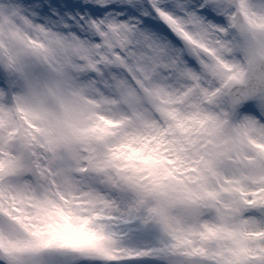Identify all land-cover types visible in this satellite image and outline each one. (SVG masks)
<instances>
[{
	"label": "snow or ice",
	"instance_id": "6c2138e0",
	"mask_svg": "<svg viewBox=\"0 0 264 264\" xmlns=\"http://www.w3.org/2000/svg\"><path fill=\"white\" fill-rule=\"evenodd\" d=\"M0 264H264V0H0Z\"/></svg>",
	"mask_w": 264,
	"mask_h": 264
}]
</instances>
